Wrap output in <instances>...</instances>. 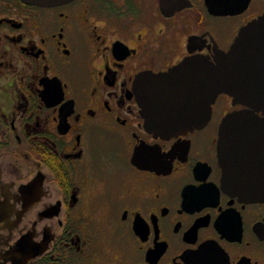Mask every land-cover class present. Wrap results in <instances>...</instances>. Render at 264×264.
<instances>
[{"label":"flooded vegetation","instance_id":"obj_1","mask_svg":"<svg viewBox=\"0 0 264 264\" xmlns=\"http://www.w3.org/2000/svg\"><path fill=\"white\" fill-rule=\"evenodd\" d=\"M215 2L0 0V264H264V145L218 158L251 109L223 94L162 137L137 97L140 76L214 61L264 16Z\"/></svg>","mask_w":264,"mask_h":264},{"label":"water","instance_id":"obj_2","mask_svg":"<svg viewBox=\"0 0 264 264\" xmlns=\"http://www.w3.org/2000/svg\"><path fill=\"white\" fill-rule=\"evenodd\" d=\"M22 1L47 7L72 0ZM215 1L217 10L226 9L223 0ZM135 86L146 129L162 137L202 128L217 98L229 95L234 105L251 111L226 118L218 142L220 162L232 153L258 149L264 145V16L242 29L230 52L214 61L189 57L168 72L140 76Z\"/></svg>","mask_w":264,"mask_h":264}]
</instances>
